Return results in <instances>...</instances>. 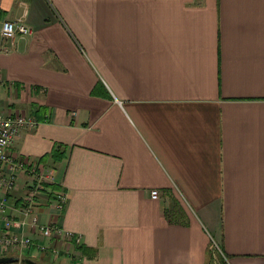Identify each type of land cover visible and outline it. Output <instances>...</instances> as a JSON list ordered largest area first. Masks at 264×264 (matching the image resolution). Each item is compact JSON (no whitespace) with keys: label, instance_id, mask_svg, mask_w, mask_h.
I'll return each mask as SVG.
<instances>
[{"label":"crops","instance_id":"obj_1","mask_svg":"<svg viewBox=\"0 0 264 264\" xmlns=\"http://www.w3.org/2000/svg\"><path fill=\"white\" fill-rule=\"evenodd\" d=\"M19 18L32 33L0 36V112L38 124L10 148L8 214L28 221L52 172L33 211L76 238L13 227L33 243L7 255L264 264V0H0V27Z\"/></svg>","mask_w":264,"mask_h":264},{"label":"built area","instance_id":"obj_2","mask_svg":"<svg viewBox=\"0 0 264 264\" xmlns=\"http://www.w3.org/2000/svg\"><path fill=\"white\" fill-rule=\"evenodd\" d=\"M32 33V29L24 22L23 18L16 20H5L0 27V36L7 40L15 38L17 35H28ZM3 80L2 69L0 68V82ZM38 121L31 116L18 114L16 116H7L0 112V218L5 222L4 229L0 230V253L7 255L13 251H24L31 247L33 237L30 234L23 232L12 231L13 227L21 228L29 225L36 229L39 233L46 237L57 236L67 240L75 239L74 232L65 230L57 223L42 224L39 216L34 213L35 200L38 191L42 187V183L52 181V172H41L36 174L34 182L31 183L26 197L24 198L25 205L20 208L24 217L27 219H13L8 210L10 204L8 196L5 193L10 192L17 187V173L19 169H24V162L18 160L12 155L10 150L16 136L23 128H34ZM5 166V167H3ZM41 186V187H40ZM1 192L4 194L1 195ZM151 197L157 199L160 196L159 190H151ZM67 202L66 193L60 192L56 194V206L58 209H63ZM79 241V239L77 238ZM45 249V246H40Z\"/></svg>","mask_w":264,"mask_h":264},{"label":"water","instance_id":"obj_3","mask_svg":"<svg viewBox=\"0 0 264 264\" xmlns=\"http://www.w3.org/2000/svg\"><path fill=\"white\" fill-rule=\"evenodd\" d=\"M39 264L29 257H20L18 255H0V264Z\"/></svg>","mask_w":264,"mask_h":264},{"label":"trees","instance_id":"obj_4","mask_svg":"<svg viewBox=\"0 0 264 264\" xmlns=\"http://www.w3.org/2000/svg\"><path fill=\"white\" fill-rule=\"evenodd\" d=\"M0 255H2V254L0 253ZM222 264H228L227 261L224 258H223Z\"/></svg>","mask_w":264,"mask_h":264},{"label":"rangeland","instance_id":"obj_5","mask_svg":"<svg viewBox=\"0 0 264 264\" xmlns=\"http://www.w3.org/2000/svg\"><path fill=\"white\" fill-rule=\"evenodd\" d=\"M16 264H20V263H16Z\"/></svg>","mask_w":264,"mask_h":264}]
</instances>
